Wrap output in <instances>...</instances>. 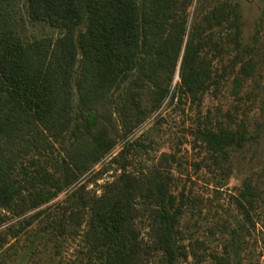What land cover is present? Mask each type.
Wrapping results in <instances>:
<instances>
[{
  "label": "trees",
  "instance_id": "16d2710c",
  "mask_svg": "<svg viewBox=\"0 0 264 264\" xmlns=\"http://www.w3.org/2000/svg\"><path fill=\"white\" fill-rule=\"evenodd\" d=\"M24 8L31 22L57 34L24 39L15 0H0V207L7 211L0 224L15 218L5 229L17 236L46 212L43 204L67 190L56 228L64 238L80 235L89 261L142 264L161 252L173 264L180 255H198L178 243L184 192H173L163 169L134 172L120 163L98 193L87 181L111 156L117 137H126L168 96L177 92L199 104L231 75L236 95L254 77L238 0H24ZM192 134L224 175L229 149L246 138L242 126L208 122ZM59 146L63 151L53 156ZM238 195L244 209L243 200L253 205L250 181L243 180ZM143 220L151 244L142 240ZM4 242L0 231L2 259L12 246L3 248Z\"/></svg>",
  "mask_w": 264,
  "mask_h": 264
},
{
  "label": "rangeland",
  "instance_id": "374dc122",
  "mask_svg": "<svg viewBox=\"0 0 264 264\" xmlns=\"http://www.w3.org/2000/svg\"><path fill=\"white\" fill-rule=\"evenodd\" d=\"M15 2L24 17V39L57 34V29L48 24L29 20L24 0ZM238 2L245 57L255 62L254 77L246 79L236 95L232 91L231 75L218 92L207 90L199 104L184 95L178 96L177 92L172 99L168 96L126 137H117L111 156L126 141L132 143L124 148L117 161L108 162L111 156H105L93 167L92 173H96L90 174L87 181L88 190L100 192V184L112 179L123 162L134 172L157 166L171 175L173 192L178 197L184 192L178 243L198 253L180 255L173 264H215L214 255L221 256L224 264H264V0ZM124 87L125 84L114 93L116 102L121 101ZM144 98L147 104V90ZM203 122L244 129L243 144L229 149L225 175L219 172L215 158L199 140L193 144L192 130ZM59 150L63 151L59 146L53 156ZM245 179L253 185L255 196L253 205L243 200L244 209L236 197L240 198L238 191ZM66 191L43 204L46 212L17 236L5 229L7 224L16 223L15 218L0 224L3 248L12 245L4 259L0 252V264H97L82 252L86 247L80 235L64 238L57 231L61 205L67 203ZM47 212L50 215L46 217ZM2 213L7 211L0 207ZM146 222L140 223V233L144 244H151ZM142 264L167 263L161 252H154Z\"/></svg>",
  "mask_w": 264,
  "mask_h": 264
}]
</instances>
